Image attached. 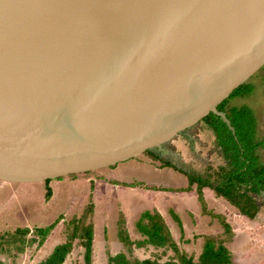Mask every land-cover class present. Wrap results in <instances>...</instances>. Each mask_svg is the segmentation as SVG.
Instances as JSON below:
<instances>
[{"label": "water", "instance_id": "1", "mask_svg": "<svg viewBox=\"0 0 264 264\" xmlns=\"http://www.w3.org/2000/svg\"><path fill=\"white\" fill-rule=\"evenodd\" d=\"M264 64V0H0V179L109 166Z\"/></svg>", "mask_w": 264, "mask_h": 264}, {"label": "rangeland", "instance_id": "2", "mask_svg": "<svg viewBox=\"0 0 264 264\" xmlns=\"http://www.w3.org/2000/svg\"><path fill=\"white\" fill-rule=\"evenodd\" d=\"M245 83L251 94L229 98L228 106L248 105L256 118L258 137L264 138V64ZM149 150L158 159L142 153L113 165L51 178L48 182L0 179V264H39L50 257L55 246L65 243L69 244V250L60 264H86L85 238L70 237L75 231L73 225H80L82 220L93 227L89 264H108V256L120 252L129 259L177 262L179 258L173 248L134 243L145 238L136 226L140 214L155 209L165 220L178 253L187 258L197 262L205 237L212 236L217 243L224 242L231 264H264V189L252 194L259 205L252 220L209 187L203 188L207 213L202 212L195 184L191 191H181L188 185L185 172L204 176L214 173L209 181L215 184L218 170L226 163L213 132L203 122L181 130L160 147ZM257 155L264 163V146L257 148ZM165 160L174 167L164 166ZM123 182L135 185L125 186ZM47 187L51 189L48 198ZM89 202L92 207L87 209ZM170 209L181 219L182 229L171 217ZM217 213L229 224L230 233L225 232L222 221L214 216ZM121 219L132 244H123L118 238ZM54 221L55 226L39 246L40 235L35 229L45 228ZM25 227L32 231L12 238L16 228Z\"/></svg>", "mask_w": 264, "mask_h": 264}, {"label": "trees", "instance_id": "3", "mask_svg": "<svg viewBox=\"0 0 264 264\" xmlns=\"http://www.w3.org/2000/svg\"><path fill=\"white\" fill-rule=\"evenodd\" d=\"M251 88L245 83H241L236 87L232 93L220 102L217 109L224 111L228 117L230 124L235 128L233 133L222 118L213 112L208 113L200 121L203 122L213 134L217 145L222 150L223 158L226 163L220 167L216 174V183L213 184L209 179L214 173L200 175L193 173H186L188 180L187 187L182 188L181 191H191L192 185H196L197 199L202 207V212L207 213L206 202L203 194V188L209 187L219 197L226 199L232 206H234L241 215L248 219H254L259 210L257 200L252 194H258L264 189V163L259 161L257 155V148L264 146V138L258 137L256 128V118L252 109L248 105L228 106L229 98L236 96H243L251 94ZM142 153H147L153 159H158L156 154L149 149ZM164 166L172 165L168 161H162ZM173 166V165H172ZM174 167V166H173ZM51 178L45 179L50 181ZM125 186H134L135 183H121ZM159 190H168L167 188H159ZM175 190V188L173 189ZM51 195L50 187H47V198ZM92 207V202H89L87 209ZM171 217L175 220L178 226L182 229L181 219L178 215L170 209ZM212 214V213H211ZM218 214V213H217ZM217 219L222 221L225 232L230 233L231 228L223 215L214 214ZM56 221L49 226L42 228L38 227L35 232L40 235L38 245H42L46 234L55 226ZM75 231L70 235L71 238L75 236L85 238L86 246V264H89L90 251L92 243L91 224L85 225L83 220L80 225L76 226ZM137 229L145 238L134 242L136 245L151 244L155 247L173 248L179 260L176 262L173 259L159 262L156 258L150 259H129L125 253L120 252L108 256V264H231V257L228 250L223 246L224 242L212 236L205 237V243L198 261L195 262L192 257H186L183 253H178L176 242L166 225L162 215L155 210H144L137 222ZM29 228H16L14 233H11L12 238L17 235H25L31 232ZM117 235L123 244H132L128 231L125 228L124 219L118 224ZM230 237V235L228 236ZM216 248V249H214ZM0 249H2L0 247ZM69 250V244L57 245L54 247L50 257L39 264H60L64 261L65 256ZM56 259V260H55Z\"/></svg>", "mask_w": 264, "mask_h": 264}, {"label": "crops", "instance_id": "4", "mask_svg": "<svg viewBox=\"0 0 264 264\" xmlns=\"http://www.w3.org/2000/svg\"><path fill=\"white\" fill-rule=\"evenodd\" d=\"M163 191H167V190H163Z\"/></svg>", "mask_w": 264, "mask_h": 264}]
</instances>
